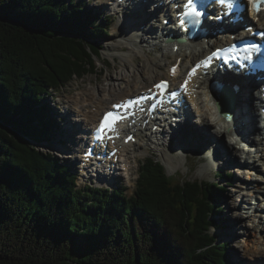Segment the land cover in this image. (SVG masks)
<instances>
[{"label":"trees","instance_id":"obj_1","mask_svg":"<svg viewBox=\"0 0 264 264\" xmlns=\"http://www.w3.org/2000/svg\"><path fill=\"white\" fill-rule=\"evenodd\" d=\"M109 30L73 0H0V264H228L210 233L220 185L173 182L148 157L130 197L79 188L35 146L55 125L42 99L96 73Z\"/></svg>","mask_w":264,"mask_h":264},{"label":"rangeland","instance_id":"obj_2","mask_svg":"<svg viewBox=\"0 0 264 264\" xmlns=\"http://www.w3.org/2000/svg\"><path fill=\"white\" fill-rule=\"evenodd\" d=\"M78 3H85L82 5V8L89 10L90 12H93L96 15H102L101 9L99 6H95L94 3H92V0H74ZM96 1V5H100V3ZM89 2V3H88ZM110 15V14H108ZM104 16V15H103ZM112 16V15H111ZM113 19H110V30L106 34L105 37L102 38L101 41L98 42V46L101 47V55L100 60H96L97 62V69L95 74H90L84 76L82 79L75 78L71 81L68 85L65 87L60 88V90H57L56 95L54 94L52 96H49L46 98V100H43L41 104H46V102L49 104V107L57 108L58 113H55L53 110L49 109L48 115H50L53 120L57 121V115L63 114L67 109L68 111L72 107L67 105L69 99H72L73 97H77L81 91L86 90L90 93L95 94L97 92L98 88V82L101 81L103 87L107 86V83L110 82V79L107 78V74L109 71L114 69L115 67L119 68V70H122V74L131 75L132 80L134 84L138 85V76L136 74H139L137 69H140L139 67L141 64L147 62L146 58L143 59L141 57V54H139V58L141 60L140 65H135L131 62H126V67H123V63L121 61L122 56H129V52L127 48H124L122 50L121 48H117L120 43L125 42L123 40V36L129 37L133 34L130 31V26L127 27L123 24V27H120L121 19L115 15L112 16ZM129 24V23H128ZM125 27V28H124ZM139 37L143 38L142 40L146 41V38L148 39V35L146 34H139ZM159 42V41H158ZM129 44V43H127ZM127 44H124L125 46L129 47ZM131 46V45H130ZM137 48L135 50L137 51H146V48H140V46L137 45ZM151 48V54L153 57H160V50L159 47H155L154 49ZM122 50V51H121ZM171 63V61H170ZM166 67H164V70ZM116 75V76H115ZM114 75V82L116 84L115 88L112 87L110 90H106L102 93L103 96L109 97L112 94L118 93L126 87V80L121 81L119 79L115 80V77L119 78L118 74L116 73ZM130 78V80H131ZM72 115L74 114L71 112ZM71 115V118L73 119L72 122H74V116ZM69 116V115H68ZM78 119V118H77ZM207 122V121H206ZM192 121L190 124H192L193 128H186L185 126L179 130H174V133H168L165 132L164 134L160 135L159 137H162L164 139L163 141H166L167 139H171L170 144L158 146L156 142V139H147V141H142V146L140 148H136V152L133 154L130 153L133 156L136 155V159L134 162H132L133 166V175L131 179H127L124 177L123 172H116V175L118 177H115V181L112 185V183H100V182H93L91 183L89 179L81 178L80 176L77 177V185L78 187H82L85 184L89 185L90 183L92 185H101L108 186L110 190H114V187L116 188H122L125 189V195L130 197L137 187L136 180L138 177V169L140 163L145 161L146 158L150 157L155 159V161H159L163 164L167 176L172 179L173 182H181L185 180H191V181H199V182H209V183H215L220 185L222 187V190L218 195L215 197V204L216 207L221 208L223 211L219 214H215L212 216V219L218 220L219 226L223 228L225 226V223H227V226L229 225L230 221H240L243 223L242 226H239L236 228V231L233 232L232 236L230 237V240H227L229 236H227V226L224 227V229L219 230L216 226L211 229V234L216 237L217 243H225L228 245V264H262L264 263V258L262 257V249L264 248V236L263 234H258V232H250L249 234H242V231H245L244 227V220L241 219V212H236L235 214L230 213L228 211V204L236 202L235 199H237L238 196L234 199V201L231 199L230 195L234 194L235 191H241L239 185H243L241 181L237 180V177L235 175V172H233V165L228 164L226 160V156H219L218 152L216 153V145L218 146L221 142L220 139H217L215 136H210L208 138L209 143L203 144L201 141L197 140V138L194 137V131L199 130L201 133L203 132V125L205 123H201L198 126L195 127V123ZM66 125L65 122H62L60 125H57L54 128V136L51 138L49 142L43 143V144H35V146L44 152H48L50 154L55 155L59 158L60 162L63 164H66L71 168V172L77 174L76 169V160H75V148L77 144V140L75 144H71L70 142L64 140L66 139L61 132L63 129H65ZM77 124V123H76ZM207 124V123H206ZM80 124H78L79 126ZM63 126V127H62ZM217 129V126L215 127ZM52 130V129H51ZM56 130V131H55ZM227 131V130H226ZM56 134V135H55ZM226 135V134H225ZM74 138H77V135L73 136ZM158 137V136H157ZM183 137L184 140H181ZM78 139V138H77ZM224 140L226 143L230 142V139L227 138V136H224ZM75 141V140H74ZM219 141V143L217 142ZM32 145H34L32 143ZM238 146V145H237ZM67 147H70L67 148ZM239 147V146H238ZM166 151L168 154L172 155L174 157L173 164L176 163V160H181V165L177 166L175 169L171 167L169 164V161L167 158L162 156L161 152ZM70 152V153H69ZM224 152L227 155L226 150ZM235 153V152H233ZM66 155L68 157H66ZM187 156L184 158V156ZM164 160H163V158ZM66 158V159H65ZM129 159V158H128ZM166 160V161H165ZM242 162V159H239ZM247 163V162H246ZM243 163L244 165L246 164ZM241 165L240 163L238 164ZM78 175V174H77ZM222 175V176H221ZM227 175H231V177L228 178ZM248 175V174H247ZM250 175V174H249ZM247 177V176H246ZM254 183V182H253ZM239 184V185H238ZM243 189V188H242ZM250 196V195H249ZM224 197L223 202L222 198ZM229 197V198H228ZM231 199V200H230ZM254 200H250V202ZM240 215V218H239ZM264 223H260L259 230L261 232V229L263 227ZM229 229V228H228ZM218 235V236H217ZM262 237V238H261ZM83 243V240L77 239L76 245L79 246ZM234 254V256H233Z\"/></svg>","mask_w":264,"mask_h":264},{"label":"bare ground","instance_id":"obj_3","mask_svg":"<svg viewBox=\"0 0 264 264\" xmlns=\"http://www.w3.org/2000/svg\"><path fill=\"white\" fill-rule=\"evenodd\" d=\"M113 2H114V0H112L110 2V5ZM155 10H156V8L152 10V13H148V12H141V13L130 12L129 13V12H126V15H124V17L122 19L123 22L129 23V24L131 23L130 31L133 34L132 36H129V37L123 36L122 38L125 42H122V43H120V45L117 46V48H119V49L121 48L122 50H124V48H127L128 52H129L128 57L127 56L121 57V61L124 62L123 67H126V62H131L137 66L140 65L141 60L139 58V56H140L139 54H141V57H143V59L144 58L147 59L146 60L147 62L145 63V61H144V63L141 64V66L139 67L140 69L136 70L139 73V74H136L138 76L139 84L138 85L134 84V82L131 78L132 76L127 75V74H122L123 71L119 70V68H117V67H115L114 69L109 71L107 74V78L110 79V82L107 83L106 87H103L102 82L99 81L97 92L95 94L90 93L86 90H83V91H81V93L78 94L77 97H73L72 99H69L67 105L72 107L71 112H73L75 114L74 116H76L74 121H75V124L77 123L76 124L77 127L85 130L87 125L89 126V125L94 124L95 121H97L99 116H101L104 111L110 109L111 104H113L114 102L123 100L126 97L133 96L141 90H146L147 88H149L153 84H155L156 81H158L161 78H164L165 76L168 78L169 77L168 76L169 65L172 62L175 63L180 59L181 61H180V65H179V70L181 72H184L187 69V67L189 66V63L196 61L198 58L200 59L202 56H204L205 54L208 53V47L216 46V45L217 46H220V45L223 46L224 44H227L229 42V40H222L221 36L210 37L207 45L201 46V44L198 43V47L192 49L188 55H184V53H181V52H177V53L173 52L171 49L173 46H171V48H170L168 46L163 45L161 42H158L157 40H154L153 43H151V44H146V42L144 40H142L143 38L138 36L139 35L138 30L143 31L142 33L146 32L147 34L154 35V34H156V31H155L156 26H153V22H155V20H157V19H160L159 21H160V24L162 25L163 21H164V17H161V15H159L158 12H155ZM116 13H118V11ZM109 14H110V12H109ZM123 22L120 23V25H119L120 27H123ZM258 25L260 27H264V26H262L261 23H259ZM127 27H129V26H127ZM127 43H129V44H127ZM124 44H127L129 47L125 46ZM137 45L140 46V48H142V49L146 48V47H148L149 49H146V51H144V50H142V51L137 50L136 51L135 48L139 49L137 47ZM157 46L159 47L158 49L160 50V57H157V56L153 57L152 54L150 53L151 52L150 47H152L154 49ZM133 47H135V48H133ZM170 61H171V63H170ZM164 67H166V70H164ZM116 73L118 74L119 78L115 77V80L116 79H119L121 81L126 80V87L124 88V90H122L118 93L112 94L109 97L103 96L102 93L104 91L110 90L112 87L115 88L116 85H119V84H116L114 82V75ZM217 77L221 78L222 81H233L232 83H235L239 87V89H238L239 97H238V101H237V99L235 100L237 102V105L234 109L232 122H226L224 119L216 117L213 114L212 111L214 110V107H212L213 106L212 105V99H210V96L208 95L206 88H204L202 94H204L206 96V98H204L200 101L199 107L197 108V118H199V120H200L199 123L196 124L193 120L187 119L183 123H180L178 128L182 130V128L185 126L186 128L192 129L193 128L192 124H190L192 121L195 123V127L201 123H205L202 126L203 132L201 133L199 130H195L193 132L194 137L197 138V140L201 141L203 144L209 143L208 138L210 136H215L217 139H220L221 143L218 146L216 145V147H217L216 153L218 152L219 156H221V155L226 156L225 161L228 164L233 165L232 170H233V172H235L237 180L244 183L243 185L238 184L240 189L242 190V188H244V186H246L248 189L251 190L250 192L253 194L252 190H254L256 188V183L250 182L253 179L249 175H247L249 173L248 169H242V167H240L238 165L240 163V161L238 162V157L235 153H232V150H234V148H235V151H238V149L241 148V147H239V148L237 147V145L239 146V144H240V140L235 139L233 137V135H236L237 133H240L243 130L244 131L245 130L251 131L253 128V122H255L257 120L256 114L254 113V103H253L254 99H255L254 93L250 92V88H246L245 86H243L241 81H238L237 79H235V77H234V79H232L233 78L232 75H228L226 77H224L222 75H218ZM130 78H131V80H130ZM66 112H70V110L69 111L66 110ZM77 117H78V119H77ZM78 122L82 123L81 127H80V125L78 126ZM69 123H72V121L70 120ZM69 123L66 125L64 124L65 129L62 130L61 136L63 133L64 137L66 138L64 140L70 142L71 144H75L76 140H78L77 139L78 137L77 138L73 137L75 125L72 124V126H70ZM232 124H237L238 130L237 131L228 130V132L226 133V129L227 128L229 129L230 125H232ZM151 126H152V124L150 125V127ZM216 126H217V129L215 128ZM179 129H176V130H179ZM193 129H196V128H193ZM149 130H151V128H149ZM165 132H168V131H165ZM165 132H164V130L161 132H158V135H157L158 137L156 139L158 146L170 144L171 141L169 139H167L166 141H163L164 139H162V137H159L160 135L164 134ZM254 133H256V131H254ZM224 136H227V138H229V139L235 140V143H232V142L226 143V141L224 140ZM135 137L137 138L135 143H132L129 145H125L122 142L119 143V145H121V147H120V152L118 155L117 163H120V165H121L120 170H124L125 174H126V172H129L131 170V161H132L131 160L132 156L128 157L126 155H130L131 152L134 154L136 152V148L137 147L140 148L142 146L141 142L147 141L146 136L142 135L141 131L136 132ZM181 140H184L183 137L181 138ZM217 142L219 143V141H217ZM67 148L70 149V147H67ZM224 150H226L227 155L224 152ZM161 154H162V156L167 158V160L169 161V164L171 165V167L173 169H175L177 166L181 165V163H182V161L178 159V160H176V163L173 164V161L175 160L174 157L172 155L168 154L166 151L161 152ZM115 156H113V157H115ZM66 157H68V156L66 155ZM185 157H187V156L185 155L184 158ZM134 158H136V156ZM259 158H261V157H259ZM111 160L114 161V158ZM163 160H164V158H163ZM246 164L249 165L250 163H246ZM249 170H251V169H249ZM249 174H251V172ZM126 175L128 176V174H126ZM114 177H117L116 174H114ZM115 180L116 179L114 178L113 182ZM240 195H241V193L239 191H235V193L231 194L230 197L234 201L236 196H240ZM222 200L224 202L227 199L224 200V197H223ZM227 208H228V211L230 213H233V214H235L237 211L240 212L236 208L235 203L228 204ZM242 217H246V216L241 215V219H242ZM239 218H240V215H239ZM242 225H243V223H241L238 220L237 221L235 220V222L234 221L232 222L229 220L228 226H227V223H225V227L227 226V236H229V238H227V240H230V237L232 236L233 232L236 231V228L239 226H242ZM242 234H249V232L245 230L244 232L242 231ZM262 251H263L262 257L264 258V248L262 249ZM233 256H234V254H233ZM262 264H264V263H262Z\"/></svg>","mask_w":264,"mask_h":264},{"label":"snow or ice","instance_id":"obj_4","mask_svg":"<svg viewBox=\"0 0 264 264\" xmlns=\"http://www.w3.org/2000/svg\"><path fill=\"white\" fill-rule=\"evenodd\" d=\"M191 2H192V0H189V3H191ZM221 3H223V0H221ZM247 4H248L249 9L251 11L256 12V13H259L262 10H264V0H247ZM189 15H195V16L199 17V16H201V13L196 11L195 9H193L191 12L185 13V16H189ZM195 70L196 69L194 68L193 73L195 72ZM174 71H175V69H173V72ZM193 73H190L189 75H191ZM186 83H187V81H185V84ZM154 87L156 89L163 91L167 88V83L162 81L160 84L154 85ZM132 103H135V102H132ZM125 106H127V104L115 105L114 107L119 109L120 107H125ZM124 119H125V117L123 115H120L119 113L114 114L113 112H108L102 118L98 130L99 131H108V130L114 131L115 130L114 126L116 124H118L119 122L123 121ZM129 139H131V138L129 137Z\"/></svg>","mask_w":264,"mask_h":264},{"label":"water","instance_id":"obj_5","mask_svg":"<svg viewBox=\"0 0 264 264\" xmlns=\"http://www.w3.org/2000/svg\"><path fill=\"white\" fill-rule=\"evenodd\" d=\"M229 92H230V95H232V96H235L236 95L232 88L229 89Z\"/></svg>","mask_w":264,"mask_h":264}]
</instances>
